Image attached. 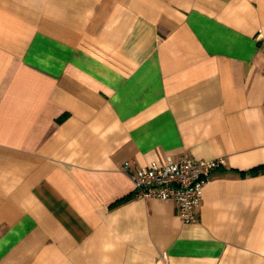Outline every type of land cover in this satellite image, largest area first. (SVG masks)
<instances>
[{
	"label": "crops",
	"instance_id": "1",
	"mask_svg": "<svg viewBox=\"0 0 264 264\" xmlns=\"http://www.w3.org/2000/svg\"><path fill=\"white\" fill-rule=\"evenodd\" d=\"M264 0H0V264H264ZM222 159L184 224L123 164Z\"/></svg>",
	"mask_w": 264,
	"mask_h": 264
},
{
	"label": "built area",
	"instance_id": "2",
	"mask_svg": "<svg viewBox=\"0 0 264 264\" xmlns=\"http://www.w3.org/2000/svg\"><path fill=\"white\" fill-rule=\"evenodd\" d=\"M262 73L264 75V69ZM223 165L222 159L182 157L177 161L168 159L163 164L154 163L148 167L125 162L122 170L133 184L135 199L174 202L180 221L191 224L197 221L196 209L211 173Z\"/></svg>",
	"mask_w": 264,
	"mask_h": 264
}]
</instances>
